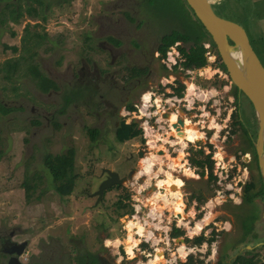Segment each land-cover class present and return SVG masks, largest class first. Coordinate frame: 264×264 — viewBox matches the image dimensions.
I'll list each match as a JSON object with an SVG mask.
<instances>
[{"label": "rangeland", "instance_id": "374dc122", "mask_svg": "<svg viewBox=\"0 0 264 264\" xmlns=\"http://www.w3.org/2000/svg\"><path fill=\"white\" fill-rule=\"evenodd\" d=\"M13 1L14 3H10L9 0H0V68L5 60L20 56L21 38L24 36L26 23L32 25L35 22H38L39 25L30 26L26 33L28 34V31L44 32L46 37L41 46L47 45L52 48L48 52H43L42 48L39 49L38 55L34 59L39 61V64L42 63L44 69L49 71L54 70L53 62L58 58L63 59L62 64L65 65L70 62L76 64L82 56L81 53L89 56V51H84L83 48L89 43L85 39L86 32L88 33L90 30L94 32L97 29V24L92 20L93 15L96 16L97 12L103 9L106 12L113 10L109 3L106 5L108 0H70L69 3H61L59 0H42L44 2L42 12H46V21L29 17L23 9L17 18L19 22H15L13 21L15 18L10 17L12 4L19 3L22 8H25L28 5V0ZM211 1L214 2L217 9H222L224 17L239 23L244 28L254 50L264 64V56L257 44V41L260 42L263 46L262 49H264V33L261 28L263 21L258 20V17H263L264 13L259 10L257 16L253 0ZM224 4H227V7L223 8L222 5ZM129 8L134 11V14L131 15L133 19L129 21L125 18L127 22L124 26L125 43L120 45L115 52L128 51L132 59L130 64L146 65L145 60L150 58L151 52L155 49V44L163 34L173 30L192 32L193 27L196 30L202 29L194 23L193 16L182 0H140L136 5L133 3L120 6L122 11L129 10ZM106 23L109 24V22ZM60 34L65 39L61 44L57 42ZM94 35H101V32ZM130 36L143 47L138 50L133 49L129 42ZM89 44L94 48L97 47V42L92 41ZM13 45L18 48L15 54L10 49L5 48ZM184 45L188 46L189 43ZM205 55L208 61L205 66L206 69L202 67L193 70L182 67L172 68V70L164 69L162 59L155 58L154 63L159 68L155 81L141 88H136L130 94V101L133 100L135 110H129L124 103H121L124 99L122 91H105L104 84L100 85V92H105V98H108L113 104H119L120 117L127 122L136 121L139 126L144 120H137L134 116L144 99L145 93L151 92L150 103L152 106L148 110L146 109L149 117L148 124L145 125L144 137L142 135L143 140L133 138L129 141L134 142V144L140 142L147 144L148 151L143 157H150L158 150L166 152L164 155L155 154L156 159H154L149 174L139 175V171L140 173L142 171L140 162L139 164L136 161L132 163L130 160L124 164L121 163L122 166H135L137 172L127 183L128 187L115 188L105 195L103 207L109 215L116 214L113 210V202L120 194L126 192L129 194L130 200L133 199V201L131 200L132 203L139 207L137 219H143L146 222L144 232H139L148 238L146 242L142 240L147 244V249H144L145 252H141L138 245L134 246V244L139 243V239L127 237L120 225H116L117 227L115 226L113 229L111 243L117 245L124 238L123 246L130 253L125 259L126 264H151L157 260L154 253L157 248L163 252V260H165V262L162 260L158 264H176L179 261H184L185 254L188 252L184 248L186 247L184 242L176 243V238L174 242L168 241L166 234H168L169 222L173 221L176 214L180 215L177 223L182 224L184 233L191 236V232L196 230L195 228L194 230L188 228L186 220V216L189 213H194V209L197 213V209H201V207L192 206L191 193L206 197L205 202L201 204L202 212L191 225L195 227L196 223H200L202 226L206 221L218 216L215 224L219 228V220L221 219L226 221L233 219L234 223L238 222V217L242 212L235 206L241 198L243 184L251 177H257L254 160L248 150L247 137L237 125L235 127L237 128L236 132L230 133V129L233 127L231 113L235 110L240 112L243 126H245L252 140H255L257 121L253 108L250 102L246 98L243 99L242 96L237 101L235 100L234 88L232 83L228 81L227 74L214 66L215 54L211 55V58H208L206 53ZM105 56L107 58L103 50L92 49L94 61L98 60L99 63L101 60L105 61ZM122 63L121 72L117 75L119 78L122 74L129 73L124 69ZM25 67V65L19 67L11 80L4 78V73L0 72V100L6 106L15 108L8 114L0 113V150L2 152L0 160V235L9 238V235L14 233L12 239L18 242L28 240L29 249L34 253L36 252L35 260H51L52 262L60 260V264H62L61 262L67 261V256L59 254L60 240L58 241L59 238L57 237H59L61 229L73 230L81 225V230L82 226L96 224L89 218L91 214H96L98 209L89 207L92 204V198L85 192H91L97 186V178L100 176L102 167L110 169L118 167L121 157L127 154L131 148L133 149L135 145L129 147L126 144L109 140L104 135L105 129L108 127L102 128L95 140L90 138L86 125L93 126L96 123L94 118L87 115L85 106L81 103L75 106L72 103L67 105L65 116H60L61 114L57 113V110L62 108V97L59 93L52 92L50 95L47 93L42 95L40 89L36 91L38 87L33 82L31 75L26 73ZM58 69L60 68L58 67ZM187 70L192 72H187ZM66 79H69V74ZM159 80L161 84H166L163 90L169 92L171 90L172 95H166L163 90L161 92L156 91L160 88L157 86L160 83ZM207 80L215 81L217 86H212L209 82L203 86V82ZM221 80L225 81L222 85ZM178 82L184 85L183 94L180 97L173 94L174 90L170 87L172 84L177 86ZM189 83L193 84L192 91L188 89ZM97 98L98 96L95 94L90 99L95 102ZM155 101L157 102L156 105ZM163 105L174 107L175 115L181 116L184 118V122L186 121L196 127L195 130L200 133L197 140L187 138L188 132L185 133L182 130L183 127H180L178 133L170 124L171 133L164 122V118L159 115ZM31 120H37L39 124H33ZM99 124L100 121L98 120L96 126ZM211 125L212 127H210ZM208 144L212 145L211 149ZM200 147L204 149L205 153L211 151V158L214 160L213 172L216 170L217 162H220L219 169L216 171L217 179L215 182L208 181L206 174L199 175L196 168L191 167L188 163V149ZM70 148L75 151L73 158L76 184L71 194L62 197L54 190L55 184L44 165L43 157L47 154H65ZM170 161L171 163L174 161L176 165L174 170L168 167ZM243 162L248 163V165L243 167ZM221 166H223V170H227L229 176L225 178L223 171L221 178L224 179L219 180ZM164 171L180 178L175 189L170 187L172 184L165 178L166 173ZM25 182L28 183L27 186L24 184ZM162 182L166 185L162 189L164 192L177 191L179 195L177 198L168 196L169 204H164L160 195L158 197L156 195V192H161L157 183L159 185ZM178 198L179 200H177ZM174 201H178L176 206H174L175 203L173 204ZM126 202L128 203V201ZM222 202L225 204L224 206L221 205ZM185 205L187 206L186 209L184 208ZM178 206L183 209V212L178 210ZM98 225L97 223V229ZM128 228L131 229V227ZM88 231H91V227ZM117 231H119V238H113L118 234H115ZM66 232L68 233V231ZM233 232L219 233V239L231 240L234 237ZM129 233L131 234L132 231L130 230ZM95 235L97 236V232ZM118 239L121 240L117 241ZM127 241L130 243L128 244ZM131 246L137 249H133V254H131ZM180 247H183L184 255L179 252ZM114 250L117 249L114 247ZM119 250L121 253L122 249ZM209 255H211V251H209ZM23 257H25V253Z\"/></svg>", "mask_w": 264, "mask_h": 264}, {"label": "flooded vegetation", "instance_id": "af4514ba", "mask_svg": "<svg viewBox=\"0 0 264 264\" xmlns=\"http://www.w3.org/2000/svg\"><path fill=\"white\" fill-rule=\"evenodd\" d=\"M10 3H14L11 0H9ZM42 1V0H41ZM61 3H69L70 0H59ZM120 1L121 3H119ZM140 2V0H108L106 5L109 3L111 8L113 10L106 12L103 10H99L97 12V15H93V21L97 24V29L94 32H86L85 39L89 43L97 42V47H92L91 44H86L84 46V51H89V56H85L81 53V58L78 60L76 64H71V62L67 65L62 64L63 59H57L53 62L54 70L49 71L45 70L44 66L39 64L36 59V55H38L37 51L39 49H43V52L45 51L44 48L46 46H41V43L44 42V38L46 37V34L43 33H36L33 31H28V39L30 37H34L35 34H42L43 38L37 40H40V48H35V54L30 57L29 54H31V51L28 52V65L29 64H37L39 70L41 71L42 75L48 81V84L46 85V89L43 88L40 81L38 82V79H35L28 70V74L31 75L33 78V82L37 85L36 91H42L41 94H52L53 93H59V95L62 97L61 100V109L57 110V113L61 114L60 116H65L66 114V108L67 105H71L74 103L75 106H78L80 103L85 106L87 109L86 113L88 116H91L95 120V125L88 126V129H97L100 133V130L102 128L105 129V127H108L105 129L106 138H108L111 141H115V143L119 144H126L130 147V145H135L133 149L131 148L127 154H124L120 159V165L118 167H115L114 169H111L112 171L116 172L118 174V179L122 180L123 183L120 185L114 184L103 192V197L96 203L97 196L93 195V193L97 190L99 184L106 180L108 178L107 174L102 172L103 168H101L100 176L97 178L98 183L95 188L92 189L91 192L86 191L85 193L88 196H91L92 198V204L89 205L91 209H98L96 211V214H91L89 220L94 221L96 224L98 223L99 227L96 228V224L89 226H77L73 230L68 229H61L60 235L58 241L60 240V253L67 256V261L65 263L61 262L62 264H126L127 262L125 259L128 258V255H130L129 252L126 251L125 247L123 246V240L124 238L118 239L120 242L117 245L112 244L111 242V234H113V229L116 225H120L123 229L126 235H128L129 231L131 230V236L134 238L139 239L138 244H134V246L140 247L141 252H145L144 249H147V244L143 241H148V238H145V234H139L136 226L130 227L128 226L129 222L133 223L134 225L140 224L145 228L146 222H144L143 219H137V222H133L131 220V217L128 213L129 209H132V201L128 197L129 194L123 193L120 194L117 199L113 202V210L116 214L113 216L108 214L106 212V209L104 206L105 201V195L115 189V188H121L122 186L128 187L127 183L134 177V175L137 172V169H135V166H122L121 163H125L127 161H136L138 164L143 158V156L148 151L147 144L144 142H140L139 144H134V142L125 140L124 142H119L116 139V133L115 129L120 125L121 121L124 120L126 123H128L124 118H121V113L119 112V104H113L108 98H105V92H100V85L104 84L105 91L110 90V92L115 90H120L124 93V99H122L121 103H124L125 106L132 104L134 105L133 100L130 101V94L133 93V91L136 88H141L147 84H150L155 81L156 73L159 71V68L157 64L154 63L155 58H160L159 54V45H160V39L155 44V49L151 52V56L149 59H146V65L138 66L136 64H130V60L132 61L131 57L129 56L130 53L128 51H122L121 53H116L115 50H118L120 45L125 43V29L124 26H126L125 18H127L129 21L132 18V14H134V11H131L132 8H129V10L122 11L120 10V6L128 5V4H137ZM228 3V1H227ZM28 5L32 8H34L38 15L36 16H29L31 18H40L43 21H46V12H42L44 2L41 5L36 2L35 0H28ZM102 5V4H101ZM106 5H103L106 7ZM227 5V4H226ZM225 4L222 5L223 8L226 6ZM13 7V4H12ZM11 7V8H12ZM227 7V6H226ZM11 10V9H10ZM127 12V14H124ZM98 16V17H97ZM106 22H109L107 24ZM39 23L35 22L32 25L28 23V29L30 26H38ZM139 28V27H138ZM137 29V28H136ZM109 33H106V32ZM101 32V35H94L95 33ZM104 32V33H103ZM60 36V38H59ZM57 38V42L61 44L65 41L63 39V35H59ZM106 37V38H105ZM100 38V39H99ZM86 42V40H85ZM129 42L131 43L133 49H140L143 47L142 44H140L136 39H132L130 36ZM257 43H259L257 41ZM262 45V44H261ZM49 47V46H47ZM51 47V46H50ZM263 47V46H262ZM52 48V47H51ZM92 49L94 50H103L107 58L105 56V59H109L107 62L98 60L94 61V58L92 57ZM49 51V50H48ZM46 51V52H48ZM80 52V51H78ZM76 52V53H78ZM92 57V58H90ZM123 62V63H122ZM121 63L124 65V69L128 71L129 73L122 74V76L119 78V73L121 72ZM58 67L60 69H58ZM135 69V74L131 75V70ZM70 71V72H69ZM69 74V79L67 80V76ZM30 77V76H29ZM30 77V78H31ZM31 78V79H32ZM146 78V80H145ZM158 87H161V81L159 80ZM157 89L156 91H158ZM150 91H148V94ZM170 93L172 94V91L170 90ZM97 94L98 98L95 102L91 101L92 95ZM107 94V93H106ZM146 94V93H145ZM70 96L71 100L66 102V97ZM145 98V96H144ZM81 101V102H79ZM171 108V107H170ZM169 116L171 115L174 120L170 121L169 119L164 118V122L167 124L168 129L172 132L171 125L174 124L178 118H181V116L175 115L176 110L174 107L172 110L167 111ZM162 117V112L160 114ZM156 119V118H155ZM184 119V118H183ZM100 121V124L97 125V121ZM163 120V119H161ZM186 122V121H185ZM184 122V123H185ZM31 123L33 124H39V121L37 120H31ZM188 123V122H186ZM171 124V125H170ZM190 123H188V129H189ZM156 126V125H154ZM84 127V125H83ZM185 133L188 132L184 128L183 129ZM133 139V138H132ZM146 147H145V146ZM141 155V157L139 156ZM44 158V157H43ZM257 164V163H256ZM110 169V168H109ZM257 171V168L255 169ZM74 174L76 175L75 171ZM260 174V173H259ZM128 175H131V179H128ZM257 177L258 178V171H257ZM76 179V178H75ZM92 179V177H90ZM167 179V178H166ZM252 179V177L250 178ZM262 179V177H261ZM166 185L162 186L165 188ZM171 186V185H170ZM246 188H248V194L251 196V201L245 200L244 196L246 194ZM163 189V188H162ZM128 190V188H127ZM192 195V193H191ZM197 195V194H196ZM119 200L121 202H119ZM128 201V203L126 202ZM193 201V202H192ZM192 206H196L197 208L201 207V209H197L198 213L194 209V213L188 214L186 216L188 228L194 230V226L191 225V223L194 222L196 218H198L199 214L202 212L203 207L195 198L192 199ZM235 208L242 212V214L239 215L238 222L233 221V219L227 220H219L220 225L219 228L216 227V218L218 216H215L214 219H211L210 221L206 222L204 225L200 227L199 230L196 232H191V236L187 233H184L182 224L177 223V219L180 218L179 214H176L173 221L169 222V230L167 236L168 241L174 242L175 238L182 237L184 238L185 248L188 249V253L185 254V260L179 261L176 264L180 263H189V264H264V183L262 182H254L250 185L243 184L242 187V193L241 198L238 202ZM224 206L225 204L222 202L221 204ZM100 207V209H99ZM185 209L187 206L185 205ZM195 208V207H194ZM251 208V209H250ZM104 209V210H101ZM178 210H181L183 212V209L178 206ZM176 212V211H175ZM103 215V217H101ZM104 218V220H102ZM75 219L77 217L75 216ZM89 223V222H87ZM137 223V224H136ZM84 227V228H83ZM88 227V228H87ZM89 227H91V231H88ZM117 227V226H116ZM196 227V226H195ZM174 228H178L180 230H183V234L177 237H171V232ZM104 229V230H103ZM128 229V230H127ZM68 231V233L66 232ZM229 232L234 231V237L229 240H220L219 239V233L223 232ZM95 232V233H93ZM97 232L98 238L95 235ZM190 232V231H189ZM118 233V234H116ZM116 236L113 238H119V231L115 232ZM202 235L205 239L201 243L194 242L195 237ZM14 236V233H11L9 235V238H4L3 235H0V256L1 261L0 264H7L11 256H17V259L22 264H60V260L58 262H52L51 260L41 261L35 260L34 255L36 252H32L29 247L30 243L28 240H23L21 242H18L12 237ZM128 237V236H127ZM126 237V238H127ZM64 238V241H63ZM209 238H214L212 241H208ZM66 239V240H65ZM128 239V238H127ZM143 240V241H142ZM126 242V239H125ZM216 242V243H215ZM23 243L24 248L22 250V253L17 255L19 245ZM130 246V245H129ZM134 246H131L132 253H134V250H137L134 248ZM114 247L117 250H114ZM42 250V247L40 248ZM121 253H120V250ZM139 249V248H138ZM113 250V251H112ZM209 251H211V255H209ZM40 252V250H39ZM25 253V257H23ZM66 253V254H65ZM154 253H159L157 256V260H154L151 262V264H158L160 261H162L164 258L162 256L163 252L155 249ZM118 255V256H116ZM155 256V257H156ZM162 258H160V257ZM159 258V259H158ZM65 260V259H64ZM165 262V260H163Z\"/></svg>", "mask_w": 264, "mask_h": 264}, {"label": "trees", "instance_id": "16d2710c", "mask_svg": "<svg viewBox=\"0 0 264 264\" xmlns=\"http://www.w3.org/2000/svg\"><path fill=\"white\" fill-rule=\"evenodd\" d=\"M20 0H17V2ZM36 2H38L41 7L43 4V1L41 0H35ZM184 2V4L187 6L185 0H182ZM27 7L22 8L20 6L19 3H15L13 4V7L10 10V17L15 18L13 19V21L15 22H19L17 20V18L21 15L22 10L24 9L27 14L29 16H36L38 15L37 11L30 7L29 5H26ZM188 7V6H187ZM191 16H193L194 18V23L198 24L202 29H195L193 27L192 32L190 31H186V30H173L169 33L163 34L161 39H160V45H159V54H160V58H164L166 55L167 50L169 49L170 46H172L174 43L178 42L179 44L177 45V48L182 56V60L179 61L176 65L173 66L174 69H176L177 67H182L183 69H199L202 67H205L208 63L207 58H206V48L203 46L204 42H208L210 44V46H214L210 35L207 33V31L204 29V27L202 26V24L199 22V20L197 18H195V16L193 15L192 11L190 10V8L188 7ZM218 14L222 15V9H218ZM16 16V17H15ZM28 29V23H26V26L24 28V36L21 38V44H22V48H21V54L18 57L15 58H9L7 60L4 61L3 65L0 68V72H3L4 75L3 77L6 78L7 80H11V78L16 74V72L18 71L19 67H21L22 65L26 66L25 67V71L26 73H29L35 78L38 79V82L40 81L43 86L44 89H46V85L48 84V81H46V79L44 78V76L42 75V73H40L41 71L38 68L37 64H29L28 65V52L31 51L30 57H32L35 54V48L38 47L40 45V38H43L42 34H38L34 37H30V39H28V34L26 33ZM37 38H39L37 40ZM189 43L188 46H185L184 44ZM40 47V46H39ZM5 48L10 49V51L15 54L18 51L17 46L13 45V46H6ZM45 51H48L51 49V47H46L44 48ZM214 54L216 55V62L214 64L215 67H218L219 69H221V71L224 74H227L225 67L223 65V63L221 62L218 54L216 51H214ZM27 55V56H26ZM27 62V64H26ZM162 67L165 69L164 65H162ZM131 75L135 74V69L131 70ZM228 81H230V79L228 78ZM209 82L210 84H212V86H217L215 81H210L207 80L205 82H203V86ZM231 82V81H230ZM225 81L221 80V85L224 84ZM233 85V84H232ZM48 86H50V84H48ZM171 88H173L174 92L173 94L177 95L178 97L182 96L183 94V88L184 85L180 84L178 82L177 86H174L173 84L170 85ZM233 94L235 97V100L237 101L239 99V97L242 96L243 99H245L246 97L242 94V92H240L234 85H233ZM162 88L159 90L161 91ZM169 95H172L171 93H168ZM247 99V98H246ZM66 102L68 103L69 100H71L70 96L66 97ZM246 101V100H245ZM129 110H135V107L132 104L127 105L126 107ZM14 107H8L6 106L1 100H0V113L1 114H8L10 111L14 110ZM231 117L233 119V127L230 129V133H235L236 132V125L237 127L241 128L243 133L245 134V136L247 137V146H248V150L250 151V153L252 154L253 160H254V165L257 168V164H256V152H255V148H254V144H253V140L251 138V136L249 135V133L247 132L245 126H243L242 124V120L240 117V112L238 113L237 111H233L231 113ZM89 130V131H88ZM88 135L90 138L92 139H96L97 135H98V130L97 129H88ZM115 133H116V139L119 142H124L125 140H129L132 138H140L143 140L142 137V130L141 128H139V125L137 124L136 121H130L128 123H126L124 120L121 121L120 125L115 129ZM208 147L211 149L212 145L208 144ZM188 156H187V160L188 163L191 167L196 168V170L198 171L197 173L201 176H203L204 174L207 175V179L208 181H213L215 182V180L217 179L216 175L213 174V165H214V160L211 158V151H209L208 153H205L204 149L202 147L198 148V149H193V148H189L188 149ZM74 154L75 151L73 148H70L67 150V152L65 154H56V155H51V154H47L44 156L43 158V162L44 165L47 167L48 172L51 174L52 176V180L55 184H53L54 186V190L55 192L60 195V196H67L69 194H71L74 190L75 184H76V175L74 174ZM2 157V152L0 150V160ZM243 167L247 166L248 163L243 162ZM254 182H262L261 179V175L258 173V178H254L252 177V179L247 180L246 182H244L245 185H250ZM25 185L28 184L27 182L24 183ZM27 186V185H26ZM248 188H246V194L244 196L245 200L247 201H251V196L247 193ZM193 198H195L199 203H203L206 200V197L202 196L201 194H192L190 196V200H192ZM119 202H121L119 200ZM133 212L132 209L128 210V213L131 214ZM200 215V214H199ZM171 237H177L183 234V230H180L178 228H174L173 231L170 233ZM205 238L200 235L195 237L194 242L196 243H201ZM214 238H209L208 241H212ZM180 264H189L187 263H180Z\"/></svg>", "mask_w": 264, "mask_h": 264}, {"label": "water", "instance_id": "95a60500", "mask_svg": "<svg viewBox=\"0 0 264 264\" xmlns=\"http://www.w3.org/2000/svg\"><path fill=\"white\" fill-rule=\"evenodd\" d=\"M185 2L211 37L214 46H210L208 51L217 52L231 83L242 92L253 108L257 121L256 137L253 144L256 152L257 171L264 183V64L254 50L244 28L239 23L218 14L214 2L211 0H185ZM169 110L172 108L167 111ZM167 111L162 113L163 118H169ZM183 124L184 119L181 117L172 124V127L179 133ZM164 153L163 150L157 151V154L160 155ZM139 156L141 157L140 154ZM102 172H105L108 178L102 181L93 193L97 196L96 203L103 197L105 189L114 184L123 183L118 179V174L111 169L103 168ZM128 179H131V175H128ZM171 188L173 189L174 186ZM159 189L163 191L162 188ZM175 240L176 243L184 242L182 237ZM23 248L22 243L19 245L17 255L22 253ZM7 264L22 263L19 262L17 256H11Z\"/></svg>", "mask_w": 264, "mask_h": 264}, {"label": "bare ground", "instance_id": "6f19581e", "mask_svg": "<svg viewBox=\"0 0 264 264\" xmlns=\"http://www.w3.org/2000/svg\"><path fill=\"white\" fill-rule=\"evenodd\" d=\"M188 89L189 90H193V84L192 83H189L188 84ZM148 97V93H146L145 94V99ZM169 118L172 120L173 118L171 117V115L169 116ZM210 127H212V125L210 126ZM184 128H185V130L186 131H188V137L187 138H189V139H194V140H197V138H198V136H199V132L198 131H196L195 129L196 128H194L193 127V125H189V129H188V123H184ZM149 143V142H148ZM181 151V150H180ZM166 153V152H165ZM164 153V154H165ZM182 153V152H181ZM155 154H157L156 153V151H155ZM155 154L153 153L150 157H143V159L140 161V163H141V166H142V171H141V173H140V171H139V175L141 174H149V172L151 171V169H152V166H153V163H154V159H156L155 157ZM163 154V155H164ZM181 155V154H180ZM180 155H178V156H180ZM218 156H220L219 154H217ZM160 157V156H159ZM170 157V156H169ZM170 159V158H169ZM158 160V159H157ZM156 160V161H157ZM172 160V159H171ZM159 161V160H158ZM176 162L178 163V160H176ZM184 162V161H183ZM175 163H174V161H172V163H171V161H170V164H168V167H171L172 168V170H174L173 168H175ZM184 170H187V169H184ZM181 172V171H180ZM164 173H166V175H165V178H167V180L169 181V182H171V186H174V188L173 189H175L176 187H175V185H177L180 181V178L179 177H174V176H172V174L171 173H169V172H165L164 171ZM185 173V172H184ZM189 173V172H188ZM187 174V173H186ZM190 175V174H189ZM148 176V175H147ZM194 176V175H193ZM165 185V183H163L162 182V184H159L158 185V183H157V186H158V188H164V187H162V186H164ZM170 186V187H171ZM154 188H156V187H154ZM155 194V193H154ZM156 195H157V197H158V195H160V197L162 198V200H163V203L165 204V203H170V199L168 198V196H170L171 198H177V197H179V195H178V193H177V191H168V192H164V191H161L160 193H157L156 192ZM152 197V196H151ZM177 200H179V198L177 199ZM160 203V202H159ZM175 203V204H174ZM173 204H174V206H176L177 204H178V201H174L173 202ZM137 222V221H136ZM203 222V221H202ZM206 222H208V221H206ZM137 224V223H136ZM128 226H130V227H133V226H136V229H137V231H138V233L139 232H141V231H143L144 230V228H143V226L142 225H140V224H137V225H134L133 223H131V222H129V224H128ZM200 226H201V224L200 223H196V227H194L196 230H195V232L197 231V230H199L200 229ZM128 228V227H127ZM128 230V229H127ZM144 232V231H143ZM142 234V233H141ZM128 237H132L131 236V234L130 233H128V235H127ZM117 241H119V240H117ZM128 242V244L130 243L129 241H127ZM134 243V242H133ZM132 243V244H133ZM179 252L181 253V254H183L184 255V250H183V247H180L179 248ZM159 259V258H158Z\"/></svg>", "mask_w": 264, "mask_h": 264}, {"label": "built area", "instance_id": "2783aa9c", "mask_svg": "<svg viewBox=\"0 0 264 264\" xmlns=\"http://www.w3.org/2000/svg\"><path fill=\"white\" fill-rule=\"evenodd\" d=\"M176 45H177V43H174L172 46H170V48H169V49L167 50V52H166L165 57H164V58H161L164 67H165L166 69H168V70H172L173 66L176 65L179 61L182 60L181 55H180V53H179V51H178ZM203 46H204V47L206 48V50H207L206 54L208 55V58H211V55H213L214 53L208 51V49L210 48V44H209L208 42H206V43L203 44ZM215 57H216V55H215ZM187 72H192V71L187 70ZM165 85H166L165 83H162V84H161L162 87H160L159 90H160L161 88H162V90H163V87H164ZM159 90H158V91H159ZM162 90H161V91H162ZM166 90H167V89H166ZM158 91H157V92H158ZM161 91H159V92H161ZM163 91H165V90H163ZM165 93H166V95H168V93H170V92L167 90V91H165ZM150 102H151V92L148 94V97H147L146 99H145V98L143 99V101H142L140 107H139L138 110H137V113H136L135 116H134V117L137 118V120H138V119H143V120H144V121L142 122V125H140L141 127L139 126V128H141L142 131H143V137H144V133H145L144 130H146V129H145V125L148 124V117H149V114L146 113V112H147L146 109L148 110L149 107L152 106V104H151ZM156 104H157V102L155 101V105H156ZM159 104H160V103H159ZM168 108H170L169 105H168V106L163 105V108H162L161 112H162V113H163V112H166V110H167ZM186 109H187V108H186ZM161 112H160V114H161ZM160 114H159V115H160ZM219 165H220V162L218 161V162H217V165H216V170L213 172V174L216 175V173H217L216 171L219 169ZM223 171H224V175H225L224 177H225V178H227V177L229 176L227 170H223V166H221V171H220V174H219V180H220V179H224V178H221ZM132 208H133V212L131 213L130 217H131V219H135V220H137V214L139 213V207H137L135 204H132ZM184 248H185V247H184ZM187 250H188V249H187ZM186 253H188V252H186Z\"/></svg>", "mask_w": 264, "mask_h": 264}, {"label": "crops", "instance_id": "0c3cea01", "mask_svg": "<svg viewBox=\"0 0 264 264\" xmlns=\"http://www.w3.org/2000/svg\"><path fill=\"white\" fill-rule=\"evenodd\" d=\"M253 3H254L253 6H254V9H255L256 13L259 12V10H261V12L264 13V0H253ZM257 16H258V13H257ZM258 20L263 21L262 24H261V28H262L263 33H264V16L261 17V18L258 17ZM257 44H258V47L261 48L262 54L264 56V49H262L261 43L259 42ZM204 69H206V68L204 67ZM155 254L158 255L159 253H155ZM160 258H162V257H160Z\"/></svg>", "mask_w": 264, "mask_h": 264}]
</instances>
